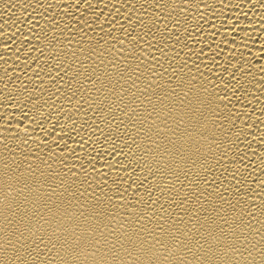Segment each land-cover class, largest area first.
Here are the masks:
<instances>
[{"label":"bare ground","instance_id":"obj_1","mask_svg":"<svg viewBox=\"0 0 264 264\" xmlns=\"http://www.w3.org/2000/svg\"><path fill=\"white\" fill-rule=\"evenodd\" d=\"M0 264H264V0H0Z\"/></svg>","mask_w":264,"mask_h":264},{"label":"clouds","instance_id":"obj_2","mask_svg":"<svg viewBox=\"0 0 264 264\" xmlns=\"http://www.w3.org/2000/svg\"><path fill=\"white\" fill-rule=\"evenodd\" d=\"M8 195H9V196H11V195H12V193H11V192H9V193H8Z\"/></svg>","mask_w":264,"mask_h":264}]
</instances>
